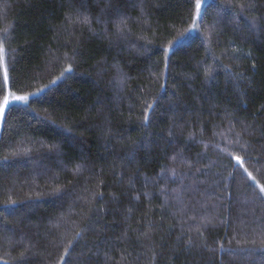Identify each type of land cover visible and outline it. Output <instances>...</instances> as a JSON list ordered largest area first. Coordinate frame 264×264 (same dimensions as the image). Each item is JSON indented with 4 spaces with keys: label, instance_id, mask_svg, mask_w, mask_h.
<instances>
[{
    "label": "trees",
    "instance_id": "obj_1",
    "mask_svg": "<svg viewBox=\"0 0 264 264\" xmlns=\"http://www.w3.org/2000/svg\"><path fill=\"white\" fill-rule=\"evenodd\" d=\"M230 2L206 1L201 34L169 51L166 70L163 48L191 22L187 0H0L11 91L43 87L57 58L66 67L79 53L73 75L0 122V264H56L76 232L66 264H264V200L226 154L264 183V31L249 35L240 18L242 38L227 9L211 46L248 79L196 75L201 62L215 67L203 34ZM77 11L91 30L69 21ZM124 17L131 35L120 39ZM228 47L252 58L231 60ZM114 66L131 77L123 89Z\"/></svg>",
    "mask_w": 264,
    "mask_h": 264
},
{
    "label": "snow or ice",
    "instance_id": "obj_2",
    "mask_svg": "<svg viewBox=\"0 0 264 264\" xmlns=\"http://www.w3.org/2000/svg\"><path fill=\"white\" fill-rule=\"evenodd\" d=\"M187 3L189 4V19L190 24L188 27H186L183 31H179L178 34L175 36V38L168 42L167 47L163 48L164 52V68L167 70L169 68L168 64V53L171 51L174 47L177 45H186L190 44L194 40V34H201L202 27L205 25L206 17H207V7L204 5L206 4V0H187ZM111 7V5H109ZM227 9H231V15H232V23L235 25L233 28L234 32H238V34L243 38L245 29L240 28L239 26V19L243 18L247 21V29L249 30V35H251L254 32L257 31H264V16H248L247 13L250 12H257L261 9H264V5H261L260 8L257 7V4L255 3V0H231L230 3H228L225 6V9L223 11V14L221 12L217 13L218 20L210 25H207V32L203 34V40L202 43H206V53L210 56L212 61L214 62L215 67L213 66H206L207 61L201 62L197 65L196 75L199 76L201 73H203L205 77V81L213 80L215 79V72L217 69H223L226 73L227 78L230 81H234L236 83V86L244 85V83L247 81V76L243 73L234 72L228 65H225L222 60L215 55V52L212 48V43H219V37L222 34V31L220 29V24L223 23L226 16L229 14L227 12ZM103 13V10H101ZM118 12V9H117ZM70 22L73 23H79L81 25L88 26L91 30V25L93 23L92 18L88 15H84L83 13L77 11L76 12V19L75 21L72 20L71 17L68 18ZM102 21L99 17L96 18V23L100 24ZM116 35L120 39H124L127 36L131 35V28L128 27V18L124 17L120 20L119 24L116 27ZM7 38V30L5 32L4 37H0V70L3 72V81L5 85V94L2 98H0V122L3 121L4 113L6 109H10L18 104L27 105L31 97H38L40 93H43L46 89H49L52 85H56L58 81L66 80L71 75L74 74V63L76 62V57L79 55V53L76 50H73L72 56L68 59L71 60L70 63L67 64L66 67L60 65L59 58H57L56 66L60 67L59 75H56L53 79H50L47 84H44L43 87L36 88L33 92H27L26 94L19 95L14 91H11V89L8 87L9 85V73H8V67L6 63V53L7 48L5 47V39ZM139 39L143 40V37H140ZM150 43V42H149ZM234 42L230 41L229 45H232ZM144 46L141 45V48ZM227 52H230L231 55L229 56V59L231 60H240V59H250L252 58L251 52L244 53L240 48L238 47H228L226 49ZM146 49L144 52H139L138 54H145ZM116 68V77H115V83L118 87L123 89V87L126 85L128 80L131 79L119 66H114ZM256 65L255 63L252 64L253 71L255 70ZM159 79V77H157ZM161 88L164 87V85H160ZM158 106V101L156 99H153L151 102L145 101L142 106V111L140 113V116L142 117L141 124L142 126H147L150 121V113L154 114L156 111V108ZM173 133L170 130L169 136H172ZM192 138V137H190ZM233 144H240V133L236 134V139L233 141ZM240 148L244 149L245 146L243 144H240ZM227 155L231 156L233 160H235L236 165L240 169H242L243 173L246 176V179L251 182L250 186H255L256 189H258V195L260 199L264 200V183H261L259 180H257V177L253 175L252 172L248 170L247 167H245L244 158L239 155L233 156L231 152L226 153ZM7 159V158H5ZM175 159V157L173 158ZM79 171V169H78ZM175 170H172V175L175 176ZM58 194V193H57ZM102 195V194H101ZM12 204L17 203L16 201H11ZM8 211H14V209H6ZM81 232H76L75 236L72 238L71 241H68V246L64 248L63 254L60 256L59 260L56 261V264H66L65 258L69 256V249L73 247L74 243H77V238L81 236ZM192 241L189 240V244H191ZM221 246V250H222ZM260 247L262 250H264V239L260 242ZM24 253H21V258H23ZM4 264H7V261L4 262Z\"/></svg>",
    "mask_w": 264,
    "mask_h": 264
},
{
    "label": "rangeland",
    "instance_id": "obj_3",
    "mask_svg": "<svg viewBox=\"0 0 264 264\" xmlns=\"http://www.w3.org/2000/svg\"><path fill=\"white\" fill-rule=\"evenodd\" d=\"M207 1V0H206Z\"/></svg>",
    "mask_w": 264,
    "mask_h": 264
}]
</instances>
